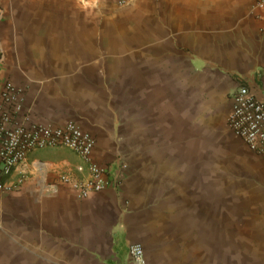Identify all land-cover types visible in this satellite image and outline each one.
Listing matches in <instances>:
<instances>
[{
	"label": "crops",
	"instance_id": "0c3cea01",
	"mask_svg": "<svg viewBox=\"0 0 264 264\" xmlns=\"http://www.w3.org/2000/svg\"><path fill=\"white\" fill-rule=\"evenodd\" d=\"M119 1L0 0L14 122H75L108 183H57L90 177L64 146L0 170V264H131L135 242L146 264H259L264 158L227 124L240 86L264 100L256 0Z\"/></svg>",
	"mask_w": 264,
	"mask_h": 264
},
{
	"label": "built area",
	"instance_id": "2783aa9c",
	"mask_svg": "<svg viewBox=\"0 0 264 264\" xmlns=\"http://www.w3.org/2000/svg\"><path fill=\"white\" fill-rule=\"evenodd\" d=\"M131 0H120L126 4ZM258 18L264 22V0L254 3ZM19 89L6 84L0 95V170L9 175L26 159L29 152L39 148L64 146L76 152L88 163L89 179H74L69 173L58 175L57 183L69 186L79 197L103 190L107 186L105 168L93 160L95 138L81 129L75 122L61 126H47L14 122L15 115L21 111ZM227 124L232 134L243 140L247 146L264 158V100L258 98L249 88L240 86L232 96V104L227 115ZM43 165H39L41 170ZM78 171L83 166H77ZM20 182L12 185L2 184L5 190L18 189ZM55 187L54 183L49 189ZM131 264H146L140 243L129 245Z\"/></svg>",
	"mask_w": 264,
	"mask_h": 264
},
{
	"label": "rangeland",
	"instance_id": "374dc122",
	"mask_svg": "<svg viewBox=\"0 0 264 264\" xmlns=\"http://www.w3.org/2000/svg\"><path fill=\"white\" fill-rule=\"evenodd\" d=\"M261 245H263V247L261 246L260 248H256V247H253L252 244L250 243V246L253 247V248H248V250L252 249V252L258 250V252H259V253L257 252L258 254L256 253L255 255H253L251 253V251H249V255L252 258L254 256V259H252V260H254V261L257 260L259 264H264V243H261ZM244 252H247V250H244Z\"/></svg>",
	"mask_w": 264,
	"mask_h": 264
}]
</instances>
